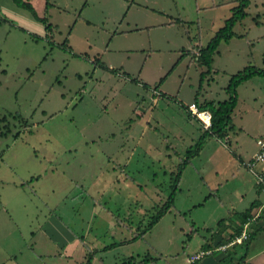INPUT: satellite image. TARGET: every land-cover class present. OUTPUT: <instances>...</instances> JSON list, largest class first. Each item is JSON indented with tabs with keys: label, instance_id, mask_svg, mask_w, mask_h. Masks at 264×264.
Here are the masks:
<instances>
[{
	"label": "rangeland",
	"instance_id": "obj_1",
	"mask_svg": "<svg viewBox=\"0 0 264 264\" xmlns=\"http://www.w3.org/2000/svg\"><path fill=\"white\" fill-rule=\"evenodd\" d=\"M28 1L54 32L47 40L40 21L0 13V264H187L217 221L235 216L230 206L248 205L232 194L228 214L218 198L241 187L231 172L264 137V76L238 86L233 129L206 139L192 165L180 160L202 125L188 121L184 106L195 110L196 94L224 101L232 75L264 67V0H249L211 67L196 53L235 0ZM153 89L163 92L156 105ZM173 188L171 208L134 240ZM260 215L249 225L253 264H264ZM220 234L212 240L221 243ZM233 248L195 264L235 263L244 247L239 255Z\"/></svg>",
	"mask_w": 264,
	"mask_h": 264
},
{
	"label": "trees",
	"instance_id": "obj_2",
	"mask_svg": "<svg viewBox=\"0 0 264 264\" xmlns=\"http://www.w3.org/2000/svg\"><path fill=\"white\" fill-rule=\"evenodd\" d=\"M236 5L232 7L231 9V16L225 21L223 27H221L218 31H216L215 35L210 39V41L207 43L206 46L201 47L199 49L200 55L197 58V61L202 66L211 67L213 62V56L215 52L217 51V48L219 44L222 41H228L230 40L233 35V27L235 23L241 19H243L246 15L245 9L249 5V0H235ZM13 2L29 11L33 17L40 21L42 24H44L45 27V38L47 40H51L53 37L54 32V26L48 22L47 18L45 16H39L32 5L27 0H13ZM48 4V2H47ZM48 6V5H47ZM47 6L45 8V11L47 10ZM99 63V62H97ZM206 72H209L207 70ZM205 71L201 72L200 79H202L205 76ZM255 76H264V67H257V66H246L243 70L238 71L236 74L232 75L229 79L228 85L226 87V92L228 93V98L224 101H220L215 103L214 101H204L202 103L198 102L197 94L195 96V103L197 105L198 111L201 110H208L211 113V125L208 129H204L201 136L198 138V140L195 142L193 146L187 149L186 155L187 158H191L198 154L200 149L203 146V143L205 139L208 136H215L217 138H224L229 131L233 129L232 124V117L231 114L235 110L237 104H238V95H237V88L242 83L249 81L251 78ZM183 164H185V160L182 161ZM179 180V174L176 176L174 186L177 185V182ZM176 188H173V191L168 196L166 202L162 205V207L159 209L158 212H156L151 220L148 222L145 230L142 233H139L138 236L134 237L133 239H137V237L144 235L148 230H150L162 217L163 215L171 208L174 202V194H175ZM256 208V204L252 203L246 210L238 213V219H239V226H234L232 229V233L227 237L226 240H221V243L216 244H222L225 243L227 240L231 239L234 235L239 234L242 228L243 223L248 221L253 217V210ZM225 222V220L218 221L217 225L220 228V226ZM231 224V223H230ZM229 225V224H228ZM217 227V228H218ZM253 238V234L250 233V237L248 241H246L244 244L240 245L244 247L245 251L247 250V245L250 243V241ZM210 248L209 244H205L202 246L201 249ZM229 256V255H227ZM225 257V256H224ZM223 257V258H224ZM222 258V259H223ZM246 258L245 253L240 255V257L236 260L235 263L232 264H242L244 263V260ZM225 262V260H223ZM198 262V261H197ZM195 262V263H197ZM88 262L87 264H89ZM193 263V264H195ZM228 264V263H227Z\"/></svg>",
	"mask_w": 264,
	"mask_h": 264
},
{
	"label": "crops",
	"instance_id": "obj_3",
	"mask_svg": "<svg viewBox=\"0 0 264 264\" xmlns=\"http://www.w3.org/2000/svg\"><path fill=\"white\" fill-rule=\"evenodd\" d=\"M28 1V0H27ZM12 2H13V0H12ZM14 3V2H13ZM33 5V4H32ZM48 5V6H47ZM46 6H47V9H48V7H49V3L47 4V2H45V4H44V7H43V11L45 12V8H46ZM35 8V7H34ZM36 10V9H35ZM27 11V10H26ZM47 11V10H46ZM1 12H4L5 14H7L6 16L7 17H9V18H11V19H15V20H23V21H26V22H29V24H36V25H38V23H34L35 22V18L33 17V15L29 12V11H27L26 13H28V14H26V13H23V14H19L16 10H15V8H14V6L13 5H11V4H8V3H4L2 0H0V13ZM36 12H37V14H41V13H39L37 10H36ZM45 16V15H44ZM46 17V16H45ZM34 21V22H33ZM40 23V22H39ZM42 24V23H41ZM42 34L44 35V37H45V34H46V32H45V27H44V30L42 31ZM46 39V38H45ZM199 51V50H198ZM100 64V62L99 63H97L96 65L98 66ZM99 67V66H98ZM205 77V76H204ZM143 86H144V84H143ZM153 90H156V91H158L159 93H160V91L159 90H157V89H153ZM153 90H152V95H153ZM161 93H163L162 91H161ZM161 93H160V95H161ZM159 99L160 98H158V99H155L154 97H153V102L155 103V105L156 104H158V102H159ZM195 100V99H194ZM198 102L199 103H202V101H200L199 99H198ZM204 102V101H203ZM194 104H195V110H191L190 108H188L187 106H184V109H186V111H187V117L189 118V122H196L198 125H199V127L201 126V123L199 122V120L196 118V116H195V114H196V112L198 111V109H197V105H196V103H195V101H194ZM237 107V106H236ZM145 114V113H144ZM143 116L141 115V118H142ZM140 121V120H139ZM232 124H233V120H232ZM149 127V126H148ZM179 130V129H178ZM178 130L176 131V130H174V129H169V130H166V132L167 133H169V134H171L172 136H173V138H178V139H180V140H184V137H183V135L180 133V132H178ZM204 131V129H203V127L201 126V133H200V136H201V134H202V132ZM199 136V137H200ZM229 143H230V140H231V133L229 134ZM198 137V138H199ZM211 137H215V136H213V135H211V136H208L206 139H208V138H211ZM215 138H217V137H215ZM206 139H205V141H206ZM218 139V140H217ZM216 139V141H219L220 139L219 138H217ZM258 139H264V137H259ZM257 139V140H258ZM198 140V139H197ZM196 140V141H197ZM184 142V141H183ZM192 142H194L193 140H192ZM192 144V143H191ZM256 145H257V141H256ZM256 150H257V147H256V149L253 151V153L252 154H250V155H248L247 156V158H246V161L247 160H249L251 157H252V155L256 152ZM185 151H187V148L185 149ZM184 151V154L186 153ZM202 152V148L200 149V151L198 152V154L197 155H195V156H193V157H191V158H187V155H184V158L185 159H181L180 160V162H182V161H184L185 160V162H186V164L187 165H192L193 164V162H194V159H195V157H198V155L200 154ZM109 153H111V152H109ZM177 154V153H176ZM112 155V154H111ZM240 157V164H239V166L237 167V168H235V170L234 171H232L231 172V176H232V178H235L236 176H239V178L241 179V184H240V186L241 187H236V188H234V189H227V190H225L224 191V193L222 194V198L221 197H219L218 198V201H219V207H220V212L223 210H225V200H228L229 198H230V196L233 194H236L237 195V199L238 200H240L239 202H243V204H244V202H245V204H246V202H247V204L248 205H246V207H244L243 209H241L240 211H235L236 209V207H233V206H235V205H232V206H230V210H232L233 211V213L235 214V216L233 217V218H230L229 219V221H226L224 218H222L223 220H225V222L220 226V228L218 227V225H217V227L214 229V231H213V233H212V235L210 236V238H209V240H208V242L206 243V244H209L210 245V248H212V247H214V246H216V244H217V242H218V239H216V240H212V238H213V234L214 233H221L220 234V236H223V238H224V240H226L227 239V237L233 232L231 229H229L228 227H230L231 228V226H232V228L234 227L233 226V224L232 223H236L238 226H239V224H240V222H239V219H238V213L239 212H242V211H244V210H246L252 203H254V204H256V208H254V210H253V216H255V215H258V217L253 221V222H256L257 220H259L260 219V217H261V215H260V212L262 211V212H264V190H262V189H260V188H258L257 186H256V184H255V181L253 182V180H254V178H253V176H252V178H253V180L251 179V180H249V179H247V174L246 173H249L248 171H247V169L245 168V166H244V164H245V160L244 159H242L241 158V156H239ZM3 159V158H2ZM245 161V162H244ZM217 162L219 163V161L217 160ZM123 164L125 165V168H127L128 166H129V158H126V159H124L123 160ZM227 164V163H226ZM226 164L224 165L225 167L223 168L224 170H225V168H226ZM240 167H242V170L240 169ZM241 170V171H240ZM223 176V175H222ZM252 181V182H251ZM224 182H228V179L226 178L224 181H223V183ZM252 183H254V191H253V185H252ZM222 183L220 182V185H221ZM245 188H248V189H245ZM219 189V187H217V188H215L214 190H218ZM249 190V191H248ZM230 210L228 209V210H225V211H227L228 212V214H230L229 212H230ZM222 219H220V220H222ZM220 220H218V221H220ZM217 221V222H218ZM252 222V223H253ZM231 223V224H230ZM217 224V223H216ZM229 224V225H228ZM244 224V223H243ZM236 225V226H237ZM228 228V229H227ZM209 229V228H208ZM251 229V228H250ZM250 233H252L253 234V232L251 231ZM253 237H254V234H253ZM220 238V237H219ZM253 239V238H252ZM251 243H252V240L250 241V243L247 245V250L245 251V249H244V252L243 253H241L240 255H242V254H244L245 253V255H246V258H245V260H244V263H242V264H253L252 263V261L253 260H255V256L256 255H250V246H251ZM237 247H242V246H236V247H234L233 249H231L230 251L232 252H230L231 254H233V255H239V254H237L236 252V248ZM57 248H58V250L60 249V246L58 247L57 246ZM228 254H229V252H228ZM250 255V256H247V255ZM240 255L237 257V259L240 257ZM226 263V262H225ZM225 263H222V262H218V261H216L215 259H213V258H208L207 260H205V264H225ZM227 264V263H226Z\"/></svg>",
	"mask_w": 264,
	"mask_h": 264
},
{
	"label": "built area",
	"instance_id": "obj_4",
	"mask_svg": "<svg viewBox=\"0 0 264 264\" xmlns=\"http://www.w3.org/2000/svg\"><path fill=\"white\" fill-rule=\"evenodd\" d=\"M200 52L196 53L198 58ZM155 99L159 98V92L153 90ZM196 117L203 126L204 129H208L211 125V113L208 110L197 111ZM247 171L253 176L255 184L258 188L264 190V139L257 140V150L252 157L247 160L244 164ZM258 217L253 216L251 219L246 221L241 228L239 234L234 235L231 239L225 243L219 244L212 248L200 249L199 251L191 254L187 258V264H193L197 261H201L206 256L211 255L214 251L226 252L232 247H236L244 244L250 237L249 225Z\"/></svg>",
	"mask_w": 264,
	"mask_h": 264
}]
</instances>
